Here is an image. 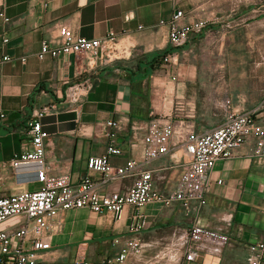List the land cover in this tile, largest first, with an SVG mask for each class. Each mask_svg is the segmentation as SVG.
<instances>
[{"label":"crops","instance_id":"1","mask_svg":"<svg viewBox=\"0 0 264 264\" xmlns=\"http://www.w3.org/2000/svg\"><path fill=\"white\" fill-rule=\"evenodd\" d=\"M176 10L183 12L184 22L198 20L181 0H0V101L5 115L0 119L1 193L36 188L35 163L15 170L4 165L30 149L27 122L34 110L46 105L52 110L41 118L48 133L45 166L52 173L68 174L72 183L86 175L99 178L86 162L105 153L109 120L117 124L116 143L122 151L111 156V164L141 159L143 128L169 85L184 103V116L197 132L219 126L229 110L254 112L256 123L264 125L261 22L250 20L226 31L208 26L213 30L209 41L199 33L173 47L168 22ZM60 25L77 36L104 38L111 33L115 40L102 60L73 53L40 57L43 41L51 47L60 45ZM243 42L254 44L251 54L244 51ZM165 50H169L166 61L159 68L147 74L142 70L149 65L141 63L142 70H136L139 60ZM201 50L221 54L224 68L217 71L219 75H206L197 68ZM251 60L256 61L253 70ZM173 75L174 82L169 80ZM133 122L139 126L135 131L130 128ZM251 148V143H244L232 157L215 162L198 215L202 224L222 228L231 246H209L192 261L181 259L175 264H246L247 246L264 238V159L255 157ZM182 161L181 152H176L148 167H172L168 173L173 184ZM142 213L147 223L137 233L140 248L130 251L123 261L117 260L123 242L134 235L129 232V206L118 220L88 208L64 212L59 230L51 234L50 248L36 257L45 264H72L77 259L91 264H149L148 250L154 243L149 239L165 231L168 236L170 228H185L190 219L178 203L150 202ZM116 238L119 244L113 243ZM168 249H164L167 255Z\"/></svg>","mask_w":264,"mask_h":264},{"label":"built area","instance_id":"2","mask_svg":"<svg viewBox=\"0 0 264 264\" xmlns=\"http://www.w3.org/2000/svg\"><path fill=\"white\" fill-rule=\"evenodd\" d=\"M183 18V12L176 10L168 22V39L173 47L184 45L196 34L207 35L212 31L205 20L187 23ZM57 32L61 38L60 45L51 47L43 41L40 57L47 53L53 57L73 53L102 60L115 40L111 33L104 38L77 36L66 25L58 26ZM175 79L176 75H173L169 80L174 82ZM166 91L157 103L160 106L151 111L143 128L141 159H130L121 166L111 164V156L120 155L122 151L116 143L117 124L109 120L105 123V135L109 140L105 153L91 156L86 162L87 169L98 173L99 178L94 180L86 175L77 183H72L68 174L52 173L45 166L48 133L42 127L41 118L51 112L52 107L46 105L32 112L27 122L30 149L12 157L4 167L15 170L22 164L35 163L37 186L10 194L0 192V264H45L37 259L36 254L50 248L51 234L59 230L60 217L68 210L88 208L96 214H111L118 220L129 206V232L134 235L123 242L117 257L123 261L130 251L136 252L140 248L141 240L137 233L147 223L141 209L155 201L165 205L178 203L189 214L187 227L168 230L170 244L178 253L176 260L192 261L197 252L209 246H231L230 238L222 228H214L198 220L210 186L209 173L216 161L232 157L244 143H251L252 154L264 159V125L256 123L254 112L229 110L219 126L197 132L184 116V103L173 95V85H169ZM225 103L229 107L228 98H225ZM4 117L0 101V119ZM138 127L136 122L130 126L132 131ZM176 152H181L183 161L178 165L181 167L172 184L168 173L172 167L148 165ZM113 243L119 244L120 239H114ZM247 251L246 264H264V238L248 245ZM72 264L91 262L77 259Z\"/></svg>","mask_w":264,"mask_h":264},{"label":"rangeland","instance_id":"3","mask_svg":"<svg viewBox=\"0 0 264 264\" xmlns=\"http://www.w3.org/2000/svg\"><path fill=\"white\" fill-rule=\"evenodd\" d=\"M192 15L197 19L205 20L208 26H217L219 30H230L234 27L244 26L250 20H259L261 22V31L264 32V0H181ZM213 30L203 35L205 41H209ZM261 43L264 44V38ZM252 42H243V47L249 54L253 52ZM256 47V46H255ZM115 56V52L110 53ZM197 60V68L207 74L219 75L217 71L221 70L222 61L221 54L208 53L201 50ZM262 59L259 62L261 70H264V49H261ZM256 58V55L254 56ZM253 57V58H254ZM256 61L249 62L250 70L254 69ZM211 72V73H210ZM181 167V166H180ZM143 211V208L141 209ZM166 231L155 235L149 240L152 248L148 250L150 256L149 264H175L178 253L175 247L170 244V238L166 236ZM165 237V238H164ZM169 248L168 255L164 253V249Z\"/></svg>","mask_w":264,"mask_h":264},{"label":"trees","instance_id":"4","mask_svg":"<svg viewBox=\"0 0 264 264\" xmlns=\"http://www.w3.org/2000/svg\"><path fill=\"white\" fill-rule=\"evenodd\" d=\"M168 51L169 50L161 51L153 54L149 59L143 58V60H139L135 66L136 70L141 71V63H144L146 65H149V68H145L147 71L142 70V72L150 74V71L156 70V68H159L160 65L165 62V58L167 57L166 54L168 53ZM38 89H41V87H39Z\"/></svg>","mask_w":264,"mask_h":264}]
</instances>
